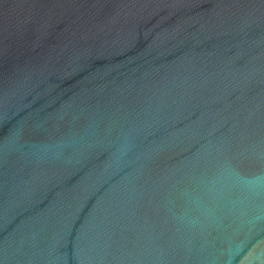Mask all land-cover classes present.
Here are the masks:
<instances>
[{"label": "water", "instance_id": "obj_1", "mask_svg": "<svg viewBox=\"0 0 264 264\" xmlns=\"http://www.w3.org/2000/svg\"><path fill=\"white\" fill-rule=\"evenodd\" d=\"M0 264H264V0H0Z\"/></svg>", "mask_w": 264, "mask_h": 264}]
</instances>
